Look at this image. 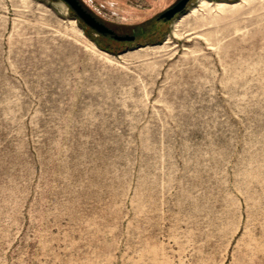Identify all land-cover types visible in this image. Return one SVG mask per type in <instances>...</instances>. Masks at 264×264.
Segmentation results:
<instances>
[{"label": "rangeland", "instance_id": "obj_1", "mask_svg": "<svg viewBox=\"0 0 264 264\" xmlns=\"http://www.w3.org/2000/svg\"><path fill=\"white\" fill-rule=\"evenodd\" d=\"M0 0V264H264V0Z\"/></svg>", "mask_w": 264, "mask_h": 264}, {"label": "water", "instance_id": "obj_2", "mask_svg": "<svg viewBox=\"0 0 264 264\" xmlns=\"http://www.w3.org/2000/svg\"><path fill=\"white\" fill-rule=\"evenodd\" d=\"M63 1L70 6V8L75 12V14L81 20H83V22L87 26H89L92 30L96 31L97 33L102 34L104 36H112L114 39L120 42L134 40V37L116 35L113 30H111L108 26L98 21L92 13L88 12L79 2V0H63ZM189 1L190 0H180L171 9L163 13L160 18L166 21L172 20L177 14L185 10Z\"/></svg>", "mask_w": 264, "mask_h": 264}, {"label": "flooded vegetation", "instance_id": "obj_3", "mask_svg": "<svg viewBox=\"0 0 264 264\" xmlns=\"http://www.w3.org/2000/svg\"><path fill=\"white\" fill-rule=\"evenodd\" d=\"M79 2L83 5V7L89 12V8L84 4V2L82 0H79ZM99 36H102V37H107V36H104L102 34H99Z\"/></svg>", "mask_w": 264, "mask_h": 264}]
</instances>
